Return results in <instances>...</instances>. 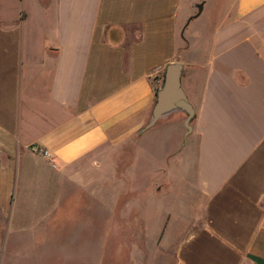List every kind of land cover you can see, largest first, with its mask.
I'll return each mask as SVG.
<instances>
[{
	"label": "crops",
	"instance_id": "1",
	"mask_svg": "<svg viewBox=\"0 0 264 264\" xmlns=\"http://www.w3.org/2000/svg\"><path fill=\"white\" fill-rule=\"evenodd\" d=\"M172 62L194 114L183 144L182 111L155 127L174 131L165 161L181 158L150 193L175 195L181 179L194 207L183 223L177 210L141 215L140 228L174 245L170 264H264V0H0L9 236L95 200L103 154L142 130Z\"/></svg>",
	"mask_w": 264,
	"mask_h": 264
},
{
	"label": "rangeland",
	"instance_id": "2",
	"mask_svg": "<svg viewBox=\"0 0 264 264\" xmlns=\"http://www.w3.org/2000/svg\"><path fill=\"white\" fill-rule=\"evenodd\" d=\"M153 85L157 82L153 81ZM184 118L182 112L177 122L184 133L182 144L187 136ZM161 119L130 137L123 146L107 148L101 160L108 158L112 163L105 165L101 161L95 200L89 205L81 198L75 210L63 207V212L52 213L39 223L29 218L26 228L10 231V236L0 221V264H170L174 245L160 244L158 230L154 229L157 226L140 228L144 219L141 215L151 216L160 211V217L154 220L159 224L165 212L172 216L173 210H177L182 215L177 219L183 223L188 215L183 209L194 207L188 203L190 197L184 193L181 179L174 180L175 195L168 194L166 188L160 196L150 193L153 184H169L168 173L173 168L177 170L174 161L181 158L177 151L165 161L173 145L174 131L158 134L155 127ZM137 141L141 142L138 148ZM188 168L185 170L190 175L192 169ZM181 231L183 228H175L173 235Z\"/></svg>",
	"mask_w": 264,
	"mask_h": 264
},
{
	"label": "water",
	"instance_id": "3",
	"mask_svg": "<svg viewBox=\"0 0 264 264\" xmlns=\"http://www.w3.org/2000/svg\"><path fill=\"white\" fill-rule=\"evenodd\" d=\"M201 10V5L198 6ZM181 64L178 62L168 63L163 71L161 84L156 92V100L152 107L150 118L142 130L153 126L156 121L174 110L185 113L184 125L186 134L191 131V120L194 114L193 107L186 98L180 82Z\"/></svg>",
	"mask_w": 264,
	"mask_h": 264
},
{
	"label": "trees",
	"instance_id": "4",
	"mask_svg": "<svg viewBox=\"0 0 264 264\" xmlns=\"http://www.w3.org/2000/svg\"><path fill=\"white\" fill-rule=\"evenodd\" d=\"M162 77H163V76H162ZM157 90H158V89H157V88H155V93L157 92Z\"/></svg>",
	"mask_w": 264,
	"mask_h": 264
}]
</instances>
